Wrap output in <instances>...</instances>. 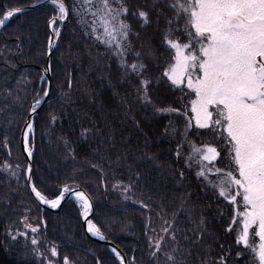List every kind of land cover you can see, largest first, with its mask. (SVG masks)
Returning <instances> with one entry per match:
<instances>
[{
  "label": "snow or ice",
  "instance_id": "obj_1",
  "mask_svg": "<svg viewBox=\"0 0 264 264\" xmlns=\"http://www.w3.org/2000/svg\"><path fill=\"white\" fill-rule=\"evenodd\" d=\"M38 2L0 7V26L23 14L28 7L35 8ZM49 3L52 6V15L47 19L49 59L59 46L62 27L70 14L83 26L85 35L102 44L115 59V81L110 78L111 65L108 75H102L111 96L98 104L100 118L77 116L89 120L88 126L80 124L78 140L87 141L86 149L98 157V163H90L92 168L99 169L102 184L105 165L113 170L114 176L117 169L123 170L111 184L122 203L131 200L141 209L153 212L149 203L153 195L146 193H151V186L162 192L157 202L159 211H155L161 225L158 232L152 228L154 235L148 237V254L154 264H264V0H72L71 5L66 0H49ZM130 17L135 26L129 23ZM152 25L159 38L156 44L141 34ZM40 79L44 80V75ZM67 84L72 87L71 79ZM161 85L172 94L179 93L175 101L162 104L154 99ZM50 91V86L40 88L26 110L21 143L26 154L23 171L29 193L35 202L51 209L72 197L86 231L107 240L103 230L107 226L95 222L91 198L76 181L78 170L74 169L52 195L33 180L34 115ZM65 99L72 102L70 93ZM176 101L179 103L173 106ZM112 104L123 109L120 123L130 122L141 132L143 147L113 152L117 127L107 118L112 114ZM149 108L154 116L167 115L182 121V126L177 127L169 120L160 135L175 141V148L169 152L175 163L183 161V169H172L167 159L162 161L158 152L150 150L151 140L136 115ZM57 119L50 113L48 126L52 127ZM72 143L64 139L66 157L75 159ZM0 145L11 157L7 137ZM21 168L10 159L0 163V172L12 177L18 178ZM193 168L199 187L210 190L213 197L204 207L192 200V190L185 184L184 169ZM153 171L159 179H148ZM137 192L140 196L133 200ZM213 204L217 207L212 218L219 217L220 229L233 238L227 247L209 229L205 211L211 210ZM151 220L150 216L146 229ZM20 223L23 231L8 226L6 235L11 242L23 238L25 247L31 245L30 252L40 264H75L67 254L58 259L55 243L41 250L42 219L32 223L26 214ZM205 236L218 247L216 256L211 257L213 244L207 243L203 258L191 261V246L204 244ZM181 240L189 241V247H184ZM111 252L119 264H126L116 247ZM96 264H101L99 259ZM131 264H136L134 259Z\"/></svg>",
  "mask_w": 264,
  "mask_h": 264
},
{
  "label": "trees",
  "instance_id": "obj_2",
  "mask_svg": "<svg viewBox=\"0 0 264 264\" xmlns=\"http://www.w3.org/2000/svg\"><path fill=\"white\" fill-rule=\"evenodd\" d=\"M32 2L33 0H0V7L25 6ZM66 3L71 5L72 0H66ZM51 15L52 6L42 5L10 18L0 29V142L7 137L11 150V157H9L8 150L0 145V163L10 159L13 165H22V168L18 170V178L0 172V264H40V261L30 252L31 245L27 244L25 247L26 241L23 238L11 242L6 235L8 226L14 230H24L20 221L26 214L30 222L39 223L42 219L43 225L46 226V231L44 226L40 230L41 250L55 243L58 246L60 260L67 254L75 264H96L97 259L101 264H118L108 247L95 243L87 237L81 225L78 205L74 201H67L57 212H42L31 198L26 186L23 171L26 164L20 150V134L24 120L27 118L28 106L32 103L37 91L46 87L47 84L45 79H40V76L45 69L46 45L49 36L47 19ZM129 23L135 26V21L131 17ZM141 34L151 38L154 44L158 42L155 25L144 28ZM160 63H163V56L160 57ZM108 65H111L110 78L115 81L117 76L115 59L102 44L86 36L83 26L70 14L62 27L59 46L55 48L49 59L51 69L49 98L34 118L36 129L35 150L32 158L33 180L47 194L52 195L56 193L58 185L68 178L74 169L78 170L76 181L91 198L95 222L107 226L103 229L108 237L107 240L123 253L128 264H131L133 259L136 264H154L148 254V237L154 235L152 228L158 232L161 225V221L155 216V211H159L157 202L160 201L162 192H158L155 186H151V193H146V195H153V200L149 201L154 209L153 212L141 209L131 200L122 203L118 194L112 190L111 184L123 170L117 169L114 176L113 170L105 165V187V184L101 183L99 169L91 167V163L99 162L98 157L91 155L86 149L87 141L83 138L78 140L80 124L88 126L89 120L77 119V116L83 117L87 114V117L92 120L100 118L101 114L97 111L98 104L106 102L111 96V90L102 79V75L109 73ZM69 79L72 81L71 88L67 84ZM90 92L93 95H90ZM69 93L71 103L65 99ZM176 96H179V93L172 94L161 85L155 92L154 99L163 104L175 101ZM17 97L20 98L19 101ZM177 103L179 102L176 101L173 106ZM111 108L112 114L107 118L117 127L116 148L113 152L125 148L143 147L141 132L130 122L120 123L119 117L123 109H119L115 104H112ZM50 113L59 117L52 127L48 126ZM136 115L137 119L143 121L142 128L151 140L150 150L153 153L158 152L162 161L167 159L172 164V169H183V161L179 164L175 163L169 152V149L175 148V141L170 142V138L160 135L169 120H172L177 127L182 126V121L167 115L154 116L150 108L137 112ZM64 139L73 142L71 146L76 152L75 159L66 157ZM177 139H179L178 136ZM184 170L185 184L193 193L192 200L204 207L213 200L210 190L199 187L194 168ZM124 178H127L126 173ZM148 179L155 180L159 177L153 171ZM163 184L164 181L161 180V189ZM167 188L170 198L171 181L168 182ZM139 196L140 193L137 192L133 200ZM164 203L167 207V201ZM216 207L213 204L211 210L205 211L210 220L209 229L227 247L232 243L233 238L225 235L220 229L219 217L212 218ZM150 216L151 224L146 229ZM185 227L190 225L185 224ZM204 241L205 243L199 246H191L189 257L191 261L203 258V248L207 243L213 244L211 257L216 256L218 247L215 242L208 236L204 237ZM181 244L187 248L190 242L181 240Z\"/></svg>",
  "mask_w": 264,
  "mask_h": 264
},
{
  "label": "water",
  "instance_id": "obj_3",
  "mask_svg": "<svg viewBox=\"0 0 264 264\" xmlns=\"http://www.w3.org/2000/svg\"><path fill=\"white\" fill-rule=\"evenodd\" d=\"M42 5H50L49 0H44V1H40V2H38V4L36 5L35 8H37V7H39V6H42ZM35 8L28 7L26 11H30V10H33V9H35ZM26 11H25V12H26ZM2 27H3V26H0V29H1ZM45 68H49V56H48V55H47V57H46ZM42 74H43L44 77H45V80H46V83H47L46 86H50V89H51L50 71L45 72L44 70H42ZM48 98H49V96L43 98V100H42V104H41V106L39 107L37 113L34 115V118L40 113V111H41L42 108L44 107L45 103L47 102ZM23 129H24V126H23L22 130H23ZM21 140H22V131H21V134H20V150H21L23 156L25 157L26 154L23 152ZM31 166H32V160H31ZM25 182H26V186H27L26 177H25ZM27 189H28V187H27ZM28 192H29V189H28ZM29 194H30V193H29ZM30 196H31V195H30ZM31 198L34 200V198H33L32 196H31ZM70 200H71V201H74L72 197H68V198H67L65 201H63V202L61 203V205H60L58 208H56V209H51L50 207H48V206H46V205H41V204H38V202H35V201H34V202L37 204V206L41 209L42 212H43V211L57 212V211L62 207L63 204H65L67 201H70ZM81 225H82L83 230H84L85 234L87 235V237H88L89 239H91L93 242L98 243V244H102V245L108 247V249H109L110 251H111V248L116 247L112 242H110V241H108V240H100L98 237H93V236L89 235V233L86 231V226L84 225V223H83V219H82V218H81ZM116 248H117V247H116ZM117 250L122 254L124 260L126 261V264H128V263H127V260H126V258H125V256L123 255V253H122L118 248H117ZM111 253H112V252H111ZM112 254L114 255V257H115V259H116L115 254H114V253H112ZM116 261H117L118 264H119V261H118L117 259H116Z\"/></svg>",
  "mask_w": 264,
  "mask_h": 264
},
{
  "label": "bare ground",
  "instance_id": "obj_4",
  "mask_svg": "<svg viewBox=\"0 0 264 264\" xmlns=\"http://www.w3.org/2000/svg\"><path fill=\"white\" fill-rule=\"evenodd\" d=\"M89 235L93 236L92 234L89 233ZM93 237H96V236H93Z\"/></svg>",
  "mask_w": 264,
  "mask_h": 264
}]
</instances>
